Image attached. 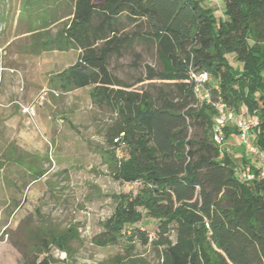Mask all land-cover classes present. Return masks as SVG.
<instances>
[{
    "label": "trees",
    "instance_id": "trees-1",
    "mask_svg": "<svg viewBox=\"0 0 264 264\" xmlns=\"http://www.w3.org/2000/svg\"><path fill=\"white\" fill-rule=\"evenodd\" d=\"M46 1L23 0L19 18L28 16V32ZM223 1L219 22L202 0L74 1L63 37L81 55L65 80L71 88L93 85L94 102L113 111L105 137L114 176L137 185L115 197L114 213L93 238L97 245L118 243L130 225V240L152 244L161 264H264L260 166L244 156L237 165L215 141L216 109L194 91L192 73L208 72L219 83H209L214 100L237 114L245 105L247 114L259 116L255 143L264 151V0ZM138 45L153 51L159 63L147 64L140 81L160 85L132 89L112 72L111 59ZM229 54L240 66L231 65ZM225 131L227 137L238 134L233 124ZM247 167L252 179L243 176ZM36 175L33 180L43 172ZM145 214L158 222L155 239L137 225ZM61 238L53 235L43 251L51 243L62 246ZM24 258L27 264H51L50 257Z\"/></svg>",
    "mask_w": 264,
    "mask_h": 264
},
{
    "label": "rangeland",
    "instance_id": "rangeland-1",
    "mask_svg": "<svg viewBox=\"0 0 264 264\" xmlns=\"http://www.w3.org/2000/svg\"><path fill=\"white\" fill-rule=\"evenodd\" d=\"M74 1L47 0L28 32V16L19 18L23 0H0V264H27L25 254L38 261L50 257L51 264H161L152 244L130 240L134 226L128 225L114 245L93 240L114 213L115 197L137 185L114 176L116 162L105 137L113 111L94 102L93 85L71 88L65 80L81 55L63 37ZM202 2L217 22L225 18L223 0ZM228 58L240 66L234 54ZM147 64L159 68L155 53L138 45L135 52L113 57L110 67L141 90L161 84L140 81ZM211 83L219 85L215 78ZM239 109L241 116L247 114L245 105ZM260 132L255 129V141ZM225 136L223 149L237 165L243 156L258 162L237 133L227 137L225 131ZM116 156L123 151L116 150ZM36 171L43 176L33 180ZM157 223L145 214L137 225L155 239ZM53 235L63 238L62 246L51 243L44 252Z\"/></svg>",
    "mask_w": 264,
    "mask_h": 264
},
{
    "label": "built area",
    "instance_id": "built-area-1",
    "mask_svg": "<svg viewBox=\"0 0 264 264\" xmlns=\"http://www.w3.org/2000/svg\"><path fill=\"white\" fill-rule=\"evenodd\" d=\"M192 78L195 83L194 91L199 101L210 104L216 109L213 118L215 141L223 148V143L226 141L225 128L227 125L233 124L238 130V135L244 144L245 150L248 154L257 157L260 166L258 175L264 178V151L256 145L254 139V130L260 123L259 116L257 114L241 116L230 109L223 100H214L209 87L212 76L208 72H193ZM216 87L218 88V86ZM243 176L247 179H252L254 173L250 167H247L243 172Z\"/></svg>",
    "mask_w": 264,
    "mask_h": 264
},
{
    "label": "crops",
    "instance_id": "crops-1",
    "mask_svg": "<svg viewBox=\"0 0 264 264\" xmlns=\"http://www.w3.org/2000/svg\"><path fill=\"white\" fill-rule=\"evenodd\" d=\"M257 165H259V162H256Z\"/></svg>",
    "mask_w": 264,
    "mask_h": 264
}]
</instances>
